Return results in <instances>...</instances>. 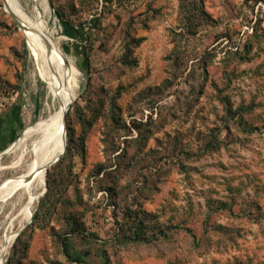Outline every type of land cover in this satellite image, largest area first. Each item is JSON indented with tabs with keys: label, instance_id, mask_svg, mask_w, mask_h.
Here are the masks:
<instances>
[{
	"label": "rangeland",
	"instance_id": "374dc122",
	"mask_svg": "<svg viewBox=\"0 0 264 264\" xmlns=\"http://www.w3.org/2000/svg\"><path fill=\"white\" fill-rule=\"evenodd\" d=\"M19 2L46 12L81 82L70 149L47 170L31 221L16 198L0 200V249L23 229L3 264H80L65 235L84 264H264V0ZM6 8L0 0V132H12L0 154L58 107ZM16 158L1 155L0 183L19 173ZM140 225L160 238L129 240Z\"/></svg>",
	"mask_w": 264,
	"mask_h": 264
},
{
	"label": "bare ground",
	"instance_id": "6f19581e",
	"mask_svg": "<svg viewBox=\"0 0 264 264\" xmlns=\"http://www.w3.org/2000/svg\"><path fill=\"white\" fill-rule=\"evenodd\" d=\"M4 2L8 10L24 23L25 27L21 30L27 38L32 59L47 85V94L53 107L58 106L48 117H43L30 126L18 141L4 151L16 154L17 158L11 167L17 168L19 173L0 183V200L16 198L14 208H20L18 216H21V222L25 224L31 221L35 205L45 195V191L47 192V170L64 153L63 114L78 94L81 75L53 35L44 19L46 12L44 15L39 4L36 5L33 15L26 11L19 0ZM3 168L0 165V169ZM15 236L4 237L0 249V264H3L4 254Z\"/></svg>",
	"mask_w": 264,
	"mask_h": 264
},
{
	"label": "trees",
	"instance_id": "16d2710c",
	"mask_svg": "<svg viewBox=\"0 0 264 264\" xmlns=\"http://www.w3.org/2000/svg\"><path fill=\"white\" fill-rule=\"evenodd\" d=\"M57 14L63 18V14L59 11H57ZM73 28H75L76 32H77V37H76V40L77 41H80V42H86L88 41L89 37H88V33H87V30H86V27L83 25V24H79V25H71ZM145 40V37H140L139 39H137L136 41V44L137 46L140 45L143 41ZM75 46L78 50L79 53H84L85 56H84V63L86 64V74H88L89 72V58H88V54L85 52V47L83 46H80V44H76L75 43ZM24 51L26 52L27 49L26 47L24 48ZM24 66L26 65L25 63L23 64ZM248 132H253L255 131L254 129H247ZM70 149V144L68 143L67 144V150ZM41 200V199H40ZM73 220V224L71 225V228H70V233L71 234H76L78 232V227H79V221L77 219H72ZM142 225H143V221H142ZM140 225L138 226V228H136V232L130 237L129 240L133 241V242H152V241H155L157 240L158 238H160V235H147L146 232L144 231V228L143 226ZM187 232H189L191 234V237L194 241L195 244L198 245V243H196V239H197V236L195 233H192V231L190 229H186ZM22 237V233L19 234L18 236V239ZM162 238H168V235L164 234L162 235ZM62 245H63V249H64V253L65 255L69 258V260L71 261H75V262H78L80 264H84V257L81 253H75L73 251V246H72V243L70 241V237L68 235H65L62 237Z\"/></svg>",
	"mask_w": 264,
	"mask_h": 264
},
{
	"label": "water",
	"instance_id": "95a60500",
	"mask_svg": "<svg viewBox=\"0 0 264 264\" xmlns=\"http://www.w3.org/2000/svg\"><path fill=\"white\" fill-rule=\"evenodd\" d=\"M6 10L8 11L9 15L13 18V20L16 22V24L18 25V27H19L20 29H24V27H25L24 23H23L21 20H19V19L17 18V16H15L12 12H10V10H8V8H6ZM71 104H72V103H71ZM70 106H71V105H70ZM70 106H69V107H70ZM67 112H68V110H66L65 113L63 114V130H64L63 141H64V144H65V150H66V146H67V143H66V119H67ZM65 150H64V153H65ZM64 153H63V154H64ZM62 156H63V155H62ZM62 156H61V157H62ZM61 157H59V159H60ZM46 188H47V184H46ZM45 193H46V191H45ZM21 231H23V229H22ZM21 231H20L19 233H17L16 236H18V235L21 233Z\"/></svg>",
	"mask_w": 264,
	"mask_h": 264
},
{
	"label": "crops",
	"instance_id": "0c3cea01",
	"mask_svg": "<svg viewBox=\"0 0 264 264\" xmlns=\"http://www.w3.org/2000/svg\"><path fill=\"white\" fill-rule=\"evenodd\" d=\"M16 130H17V128H16ZM11 132H12V128L9 129V131H8L7 127L4 128V130L0 132V145H5L9 141V136H10L9 134Z\"/></svg>",
	"mask_w": 264,
	"mask_h": 264
},
{
	"label": "built area",
	"instance_id": "2783aa9c",
	"mask_svg": "<svg viewBox=\"0 0 264 264\" xmlns=\"http://www.w3.org/2000/svg\"><path fill=\"white\" fill-rule=\"evenodd\" d=\"M3 104L1 103L0 106H2Z\"/></svg>",
	"mask_w": 264,
	"mask_h": 264
}]
</instances>
